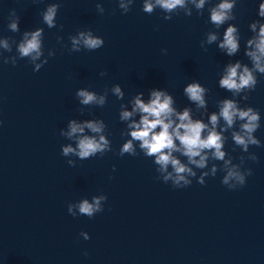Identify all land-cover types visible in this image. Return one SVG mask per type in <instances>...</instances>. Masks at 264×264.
Instances as JSON below:
<instances>
[{"label": "water", "instance_id": "1", "mask_svg": "<svg viewBox=\"0 0 264 264\" xmlns=\"http://www.w3.org/2000/svg\"><path fill=\"white\" fill-rule=\"evenodd\" d=\"M220 2L206 0L197 10L188 0L185 9L177 8L165 20L159 7L151 14L143 12V0H134L126 14L119 0H0V40L7 38L12 46L11 52L0 47L3 56L18 57L23 32L37 28L44 30V55L35 63L55 51L38 72L27 58L15 66L0 58V196L26 264H264V75L256 73L255 89L235 97L219 87L229 64L239 61L252 68L245 52L254 50L247 41L264 24L258 15L264 0H236V18L217 28L209 9ZM50 3L60 4L57 27L51 29L41 17ZM98 3L103 14L97 11ZM12 10L19 17L20 31L15 33L7 27ZM256 22L253 32L250 25ZM229 25L237 28L239 37V50L232 56L219 48ZM80 30L102 37L103 47L69 52V37ZM209 33L217 35L210 44ZM102 71L106 75L101 76ZM192 82L208 89L206 110L197 109L184 95ZM115 85L121 87L122 99L112 93ZM80 88L106 92V104L81 106L75 96ZM153 89L165 90L177 111L191 108L193 118L205 123L219 111L222 99L259 111L260 128L254 135L261 146H250L245 153L234 144L231 132L239 130V121L224 133L225 159L231 156L242 171L252 170L244 186L231 190L223 185V161L211 159V154L205 169L189 165L197 175L189 177L192 184L185 188L164 183L154 158L144 156L138 142V155H119L130 139V121L119 119L121 106L131 111L140 93L147 103ZM245 95L247 100L242 99ZM71 119L103 120L112 150L86 160L64 157V146L76 147L75 137L62 134ZM131 119L138 121L139 114ZM85 134L94 135L88 129ZM250 153L258 159H247ZM174 155L187 163L186 157ZM68 160L76 166H69ZM202 172L209 173L203 185L197 182ZM100 194L107 196L103 212L91 219L68 214L69 203L91 202Z\"/></svg>", "mask_w": 264, "mask_h": 264}, {"label": "clouds", "instance_id": "2", "mask_svg": "<svg viewBox=\"0 0 264 264\" xmlns=\"http://www.w3.org/2000/svg\"><path fill=\"white\" fill-rule=\"evenodd\" d=\"M134 0H119V8L124 14L128 13ZM188 0H143L142 11L151 14L154 9L159 7L166 15L165 20L172 18L171 13L177 8L185 9ZM197 10L204 8L206 0H191ZM236 5V0H221L220 3L209 9L210 22L217 28L224 25L229 20H234L236 17L233 14V9ZM60 8L59 3H50L41 13L43 23L49 28L57 27V14ZM97 11L103 14L105 9L101 4L96 5ZM191 10H186L185 15L191 16ZM260 17H264V2L259 4ZM257 23L250 25L253 32H256ZM8 29L11 32H19V17L15 10H12L9 16ZM62 29V25L60 26ZM43 28L36 30H26L22 34V38L17 44L16 52L18 57L11 59L3 56L0 53V58L4 64L11 63L15 66L18 59L27 58L34 63V72H38L44 64L48 62V57L55 55L54 50H50L48 57L41 60L40 63L35 61L40 60L44 55L43 52ZM217 40L215 33H209L207 43H212ZM63 37H57V42L62 43ZM71 47L69 52H79L82 49L94 51L100 49L104 45V39L95 35L91 30H80L74 36L69 37ZM15 42V41H14ZM203 47V44L201 45ZM254 46V50L246 51L245 55L252 61V68L242 66L238 61L235 64H229L225 69V74L219 80V87L231 92L233 96H238L241 92L247 89L253 91L258 83L256 73L264 75V24H259V32L252 39L247 41V47ZM0 47L4 51L11 52L12 46L9 40H0ZM221 50H226L227 55H235L239 50V37L237 28L229 25L224 32L223 40L219 44ZM206 50V49H205ZM166 49L162 52L166 53ZM242 69V70H241ZM101 76L106 75L102 71ZM112 93L122 99L124 93L119 85H115L111 89ZM184 95L187 99L195 104L197 109H207L206 95L208 89L202 87L198 82L189 83L184 89ZM143 93L134 97L132 110H122L119 113L120 121H130L127 125L130 132L128 139L119 149V155L124 156L129 154L132 156L138 155L136 142H138L140 151L146 157L154 158V164L158 166L156 171L163 174L162 180L164 183L171 181L174 188H185L192 184L189 177H196L194 166L197 169H205L209 160L223 161V168L226 174L223 176L221 183L231 190H235L244 186L247 176L252 174L251 169L242 171L240 165L233 164L232 158L226 157L224 150L225 142L228 139L224 133L229 129H233L237 122L239 124L238 131L231 132V139L236 146L243 152L247 153L250 146H261V141L254 135L260 128V113L253 107H240L235 99H222L217 102L218 112H213L208 123L203 119L193 118L192 109L184 108L183 111H177L174 105L173 97L165 90L153 89L150 92V99L147 103L141 99ZM75 96L81 106H98L103 107L106 100V92L103 95H98L95 91H89L85 88H80L76 91ZM242 99L247 100L245 95ZM83 114V107L80 109ZM139 114V120L131 119L135 114ZM224 124L221 126L220 122ZM106 124L101 119L86 120L77 122L71 119L68 123V131L62 133L69 138H76V147L71 145L62 148L64 157L70 154L77 156L80 160H86L92 157L103 156L106 152L111 151V142L106 138ZM85 129H88L94 135L85 134ZM219 129V130H218ZM174 153H179L187 158V163H182ZM247 159L256 161L258 157L255 153H250ZM245 158L240 157L241 164ZM71 167L76 166L73 160L67 161ZM169 167L171 171H169ZM115 171V166H113ZM217 171L216 165H213L211 174L215 176ZM209 175L208 172H202L197 182L201 185L205 183L204 176ZM160 179V177H157ZM107 201V196L104 194L96 195L88 199H81L76 203L67 205L68 214L73 217L87 216L93 218L97 213L104 211V204ZM81 236L85 240L90 239L87 233L81 232ZM87 255V252L84 253Z\"/></svg>", "mask_w": 264, "mask_h": 264}]
</instances>
